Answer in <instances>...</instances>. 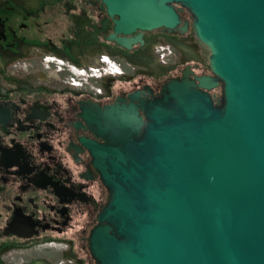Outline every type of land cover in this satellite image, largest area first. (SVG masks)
Wrapping results in <instances>:
<instances>
[{
    "label": "water",
    "instance_id": "water-1",
    "mask_svg": "<svg viewBox=\"0 0 264 264\" xmlns=\"http://www.w3.org/2000/svg\"><path fill=\"white\" fill-rule=\"evenodd\" d=\"M107 1L123 32L173 27L174 4L187 8L215 76L196 84L186 71L150 103L146 121L135 106L106 110L110 144L85 142L109 190L93 256L264 264V0ZM219 85L215 103L204 90Z\"/></svg>",
    "mask_w": 264,
    "mask_h": 264
},
{
    "label": "flooded vegetation",
    "instance_id": "flooded-vegetation-1",
    "mask_svg": "<svg viewBox=\"0 0 264 264\" xmlns=\"http://www.w3.org/2000/svg\"><path fill=\"white\" fill-rule=\"evenodd\" d=\"M174 8L173 27L123 32L107 0H0V264H98L109 190L85 142L110 144L107 109L146 121L186 71L215 76L192 14ZM204 91L219 102L221 85Z\"/></svg>",
    "mask_w": 264,
    "mask_h": 264
}]
</instances>
